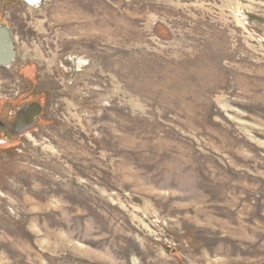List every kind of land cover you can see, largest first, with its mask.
<instances>
[{
  "label": "rangeland",
  "instance_id": "374dc122",
  "mask_svg": "<svg viewBox=\"0 0 264 264\" xmlns=\"http://www.w3.org/2000/svg\"><path fill=\"white\" fill-rule=\"evenodd\" d=\"M0 264H264V0H0ZM2 138V135H0Z\"/></svg>",
  "mask_w": 264,
  "mask_h": 264
},
{
  "label": "flooded vegetation",
  "instance_id": "af4514ba",
  "mask_svg": "<svg viewBox=\"0 0 264 264\" xmlns=\"http://www.w3.org/2000/svg\"><path fill=\"white\" fill-rule=\"evenodd\" d=\"M29 6H36L43 2L44 0H21ZM37 2V3H35ZM0 25L7 26V22L0 15ZM9 27V26H7ZM10 28V27H9ZM12 33V38L14 40L12 28H10ZM15 46V57L11 61L13 65L17 58V48L14 40ZM10 64V65H11ZM9 65V66H10ZM9 66H0V68H6ZM10 68V67H9ZM41 106L36 102H29L22 104L17 108L14 114H9L6 116V120L0 119V146H5L10 143V140L17 137H22L26 132L35 127L36 120L39 119L41 113Z\"/></svg>",
  "mask_w": 264,
  "mask_h": 264
},
{
  "label": "water",
  "instance_id": "95a60500",
  "mask_svg": "<svg viewBox=\"0 0 264 264\" xmlns=\"http://www.w3.org/2000/svg\"><path fill=\"white\" fill-rule=\"evenodd\" d=\"M15 57V46L9 27L0 25V66H9Z\"/></svg>",
  "mask_w": 264,
  "mask_h": 264
},
{
  "label": "bare ground",
  "instance_id": "6f19581e",
  "mask_svg": "<svg viewBox=\"0 0 264 264\" xmlns=\"http://www.w3.org/2000/svg\"><path fill=\"white\" fill-rule=\"evenodd\" d=\"M35 3H37V2H35Z\"/></svg>",
  "mask_w": 264,
  "mask_h": 264
}]
</instances>
